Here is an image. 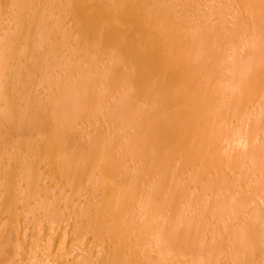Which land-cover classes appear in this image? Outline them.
Listing matches in <instances>:
<instances>
[{
  "label": "bare ground",
  "instance_id": "bare-ground-1",
  "mask_svg": "<svg viewBox=\"0 0 264 264\" xmlns=\"http://www.w3.org/2000/svg\"><path fill=\"white\" fill-rule=\"evenodd\" d=\"M262 260L264 0H0V264Z\"/></svg>",
  "mask_w": 264,
  "mask_h": 264
},
{
  "label": "rangeland",
  "instance_id": "rangeland-1",
  "mask_svg": "<svg viewBox=\"0 0 264 264\" xmlns=\"http://www.w3.org/2000/svg\"><path fill=\"white\" fill-rule=\"evenodd\" d=\"M171 2V1H170ZM145 54L147 55V57H148V61L146 62V63H144V64H142L141 66H144L145 68H144V70L145 69H147V68H149L155 61H154V59H153V57H151V55H150V51H146L145 52ZM138 60V59H137ZM136 60V61H137ZM137 63H139V61H137ZM253 98H255V96L253 95ZM203 186V185H202ZM24 227V226H23ZM23 227H21V229L23 228ZM25 228V227H24ZM23 228V229H24ZM19 230H20V228H19ZM27 230H29V233L31 232L30 230L31 229H27ZM42 229H40V231H39V235H42L41 233H42V231H41ZM24 240H26V239H24ZM26 242H27V240L25 241V243L23 242L21 245H23V244H26ZM23 248V249H22ZM21 248V250H23V254H24V250L26 249V248H24V247H22ZM20 256H21V254H19ZM17 257H19V256H17ZM264 264V261L262 260V262H261V264Z\"/></svg>",
  "mask_w": 264,
  "mask_h": 264
}]
</instances>
